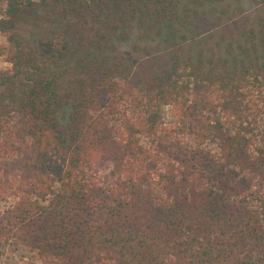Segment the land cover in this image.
<instances>
[{"label": "trees", "instance_id": "obj_1", "mask_svg": "<svg viewBox=\"0 0 264 264\" xmlns=\"http://www.w3.org/2000/svg\"><path fill=\"white\" fill-rule=\"evenodd\" d=\"M232 5L7 0L1 241L36 264H264V20L195 42Z\"/></svg>", "mask_w": 264, "mask_h": 264}, {"label": "rangeland", "instance_id": "obj_2", "mask_svg": "<svg viewBox=\"0 0 264 264\" xmlns=\"http://www.w3.org/2000/svg\"><path fill=\"white\" fill-rule=\"evenodd\" d=\"M230 1L233 4L230 13L225 15L221 21L216 22V24L210 21V23L205 24L200 31V35L195 36L197 44H201L202 47L204 44L208 48L215 47L218 53L220 51L216 46L221 39V34H233L228 37L229 40L242 37L241 42L243 44L244 37L242 33L246 29H255L257 31L262 29L261 21L264 20V0L255 2H246L245 0ZM6 2L7 0H0V10L5 8ZM208 38L209 40L206 42ZM6 39V34L0 31V44H5ZM239 44L236 51H239ZM11 67L12 64L7 56H0V69H10ZM169 110V107L163 110L164 120L167 124L172 121ZM256 120L257 126L260 127V132L264 134V112H258ZM144 141L148 144L150 142L147 138H144ZM211 147L214 150L217 149L216 144H212ZM36 262L37 257L29 246L21 242H3L0 240V264H36Z\"/></svg>", "mask_w": 264, "mask_h": 264}]
</instances>
